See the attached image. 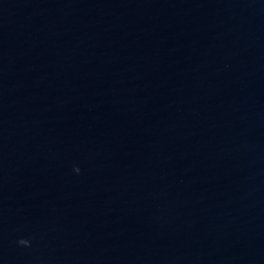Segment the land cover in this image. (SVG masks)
I'll use <instances>...</instances> for the list:
<instances>
[{"label": "water", "instance_id": "1", "mask_svg": "<svg viewBox=\"0 0 264 264\" xmlns=\"http://www.w3.org/2000/svg\"><path fill=\"white\" fill-rule=\"evenodd\" d=\"M0 264H264V0H0Z\"/></svg>", "mask_w": 264, "mask_h": 264}, {"label": "clouds", "instance_id": "2", "mask_svg": "<svg viewBox=\"0 0 264 264\" xmlns=\"http://www.w3.org/2000/svg\"><path fill=\"white\" fill-rule=\"evenodd\" d=\"M73 171L74 172H79V169L78 168H73ZM17 244L20 245V246L28 247V246H30V241L25 240V239H20V240L17 241Z\"/></svg>", "mask_w": 264, "mask_h": 264}]
</instances>
